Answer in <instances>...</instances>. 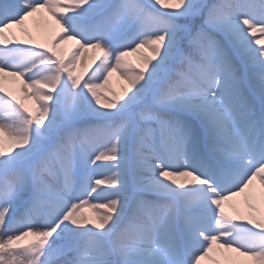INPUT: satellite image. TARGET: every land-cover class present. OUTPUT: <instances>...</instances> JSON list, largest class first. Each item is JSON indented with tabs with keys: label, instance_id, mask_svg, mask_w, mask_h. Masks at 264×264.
Masks as SVG:
<instances>
[{
	"label": "snow or ice",
	"instance_id": "snow-or-ice-1",
	"mask_svg": "<svg viewBox=\"0 0 264 264\" xmlns=\"http://www.w3.org/2000/svg\"><path fill=\"white\" fill-rule=\"evenodd\" d=\"M0 264H264V0H0Z\"/></svg>",
	"mask_w": 264,
	"mask_h": 264
},
{
	"label": "rangeland",
	"instance_id": "rangeland-1",
	"mask_svg": "<svg viewBox=\"0 0 264 264\" xmlns=\"http://www.w3.org/2000/svg\"><path fill=\"white\" fill-rule=\"evenodd\" d=\"M71 43V42H70ZM69 45H65L64 47H65V49H67V47H68ZM129 59L133 62V63H137V55L136 54H131L130 56H129ZM88 61V58H87V56L85 57V62H87ZM93 67H94V65H93ZM77 70H80L79 69V66H78V69ZM101 79H102V77H101ZM121 83H123V81H121L117 76H116V74H113V76H112V78L110 79V86L112 87V88H114L117 92H119V86H120V84ZM106 94H108V93H106ZM97 171L98 172H105L106 170L104 169V168H99V169H97ZM107 193V192H106ZM108 194V193H107ZM97 203H102L103 202V199H101V200H99V201H96ZM82 211L85 213V214H87V215H91V210L90 209H88V208H84V209H82Z\"/></svg>",
	"mask_w": 264,
	"mask_h": 264
},
{
	"label": "bare ground",
	"instance_id": "bare-ground-1",
	"mask_svg": "<svg viewBox=\"0 0 264 264\" xmlns=\"http://www.w3.org/2000/svg\"><path fill=\"white\" fill-rule=\"evenodd\" d=\"M105 195H107V193H106V192L101 194V196H102V197H103V196H105Z\"/></svg>",
	"mask_w": 264,
	"mask_h": 264
}]
</instances>
